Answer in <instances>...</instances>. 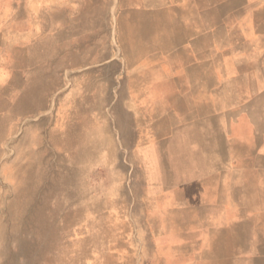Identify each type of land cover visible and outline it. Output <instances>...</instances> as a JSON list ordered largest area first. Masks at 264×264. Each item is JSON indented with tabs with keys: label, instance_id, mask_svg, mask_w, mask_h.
Returning a JSON list of instances; mask_svg holds the SVG:
<instances>
[{
	"label": "crops",
	"instance_id": "obj_1",
	"mask_svg": "<svg viewBox=\"0 0 264 264\" xmlns=\"http://www.w3.org/2000/svg\"><path fill=\"white\" fill-rule=\"evenodd\" d=\"M88 1L0 0L1 115L34 116L47 107L42 101L54 93L55 52L58 46L72 51L65 44L73 36L71 21L87 19L81 10ZM115 2L118 19L133 22L135 37L147 47L136 62H126V75H118L108 94L117 101L113 118L87 128L92 139L84 146L144 148L145 195L161 199L149 211L165 219L170 207L163 198L175 196L182 212L179 242L190 244L197 259L222 253L218 259L225 264H264V18L254 6L260 1ZM41 19L48 21L43 30L36 24ZM87 52V45L80 46L79 62L68 56L64 67L83 71L97 64L89 63ZM112 63L125 69L120 59ZM90 78L95 91L89 98L104 99L97 85L102 79ZM87 80L80 75V84ZM65 125L62 140L72 146L73 131ZM248 180H255L254 193Z\"/></svg>",
	"mask_w": 264,
	"mask_h": 264
},
{
	"label": "rangeland",
	"instance_id": "obj_2",
	"mask_svg": "<svg viewBox=\"0 0 264 264\" xmlns=\"http://www.w3.org/2000/svg\"><path fill=\"white\" fill-rule=\"evenodd\" d=\"M258 1L254 6L262 19L264 0ZM72 7L79 11L78 5ZM82 7L87 19L71 21L73 36L65 43L72 51H58V46L55 52L54 93L42 101L47 107L41 105L34 116L0 114V264H225L218 259L222 253L197 259L190 244L179 242L182 231L176 219L182 212L175 196L163 198L170 207L165 219L149 211L150 203L161 199L145 195L149 181L144 148L84 146L92 139L86 138L87 128L106 117L112 120L117 101L108 94L118 86L114 81L126 75V62L144 56L147 45L135 37L133 22L118 19L115 0H89ZM36 24L43 30L48 21ZM86 45L89 63L97 64L83 71L64 67L68 56H75L77 64L79 48ZM113 58L125 69L115 67ZM80 75L88 76L89 83L80 84ZM90 77L102 79L97 85L104 99L89 98L95 91ZM121 92L126 85L121 84ZM64 121L73 131L72 146L62 140ZM248 166L252 172L254 164ZM254 187L255 180H248L249 192ZM183 248L190 249L184 257Z\"/></svg>",
	"mask_w": 264,
	"mask_h": 264
}]
</instances>
